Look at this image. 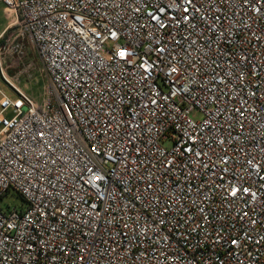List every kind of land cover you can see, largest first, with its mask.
Here are the masks:
<instances>
[{
    "label": "built area",
    "instance_id": "1",
    "mask_svg": "<svg viewBox=\"0 0 264 264\" xmlns=\"http://www.w3.org/2000/svg\"><path fill=\"white\" fill-rule=\"evenodd\" d=\"M0 3V264H264V0Z\"/></svg>",
    "mask_w": 264,
    "mask_h": 264
},
{
    "label": "rangeland",
    "instance_id": "2",
    "mask_svg": "<svg viewBox=\"0 0 264 264\" xmlns=\"http://www.w3.org/2000/svg\"><path fill=\"white\" fill-rule=\"evenodd\" d=\"M8 20L4 5L0 3V32L6 27ZM16 41L23 47L20 57L7 53L3 55L6 64L11 66L8 68V74L18 87L31 95L38 103H42L44 87L49 83L48 77L42 72V65L35 49L22 37H19ZM2 87L13 95L6 85L2 84ZM0 207L5 210L13 207L24 208L26 202L21 195L9 192L0 199Z\"/></svg>",
    "mask_w": 264,
    "mask_h": 264
},
{
    "label": "crops",
    "instance_id": "3",
    "mask_svg": "<svg viewBox=\"0 0 264 264\" xmlns=\"http://www.w3.org/2000/svg\"><path fill=\"white\" fill-rule=\"evenodd\" d=\"M4 11H5V8H4ZM5 13H6V11H5ZM6 15H7V14H6ZM7 16H8V15H7ZM8 17H9V16H8ZM8 23H9V20H8ZM8 23H7V24H8ZM6 26H7V25H6ZM4 29H5V28H4ZM4 29H3V30H4ZM3 30H2V31H3ZM2 31H1V32H2ZM1 32H0V33H1Z\"/></svg>",
    "mask_w": 264,
    "mask_h": 264
}]
</instances>
